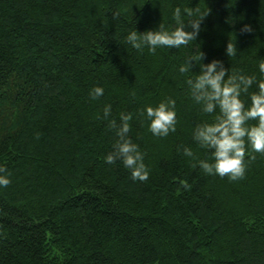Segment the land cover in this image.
Masks as SVG:
<instances>
[{
	"label": "trees",
	"instance_id": "1",
	"mask_svg": "<svg viewBox=\"0 0 264 264\" xmlns=\"http://www.w3.org/2000/svg\"><path fill=\"white\" fill-rule=\"evenodd\" d=\"M177 6L208 12L188 46L125 43L135 27L174 24ZM200 51L264 79V0H0V167L10 180L0 186V264H264V154L246 155L235 181L196 164L210 152L192 129L213 115L185 83L199 65L179 67ZM95 86L104 95L93 101ZM167 97L176 131L156 137L140 111ZM121 113L132 116L147 181L105 163Z\"/></svg>",
	"mask_w": 264,
	"mask_h": 264
},
{
	"label": "clouds",
	"instance_id": "2",
	"mask_svg": "<svg viewBox=\"0 0 264 264\" xmlns=\"http://www.w3.org/2000/svg\"><path fill=\"white\" fill-rule=\"evenodd\" d=\"M207 14L199 9L177 6L172 10L174 24L159 23L157 27L143 32L135 27L126 34L125 43L137 51L147 47L151 53H155L158 48L179 49L188 46L197 39L201 22ZM236 53V45L228 41L225 55L230 58ZM193 62L199 65V71L188 77L185 83L194 103L202 113L213 115V119L196 124L191 135L198 147L209 150L210 157L196 159L191 146L180 145L177 152H182L184 157L196 159L198 167L208 175L227 176L233 181L242 179L246 171V155L264 154V79L257 80L255 75H247L242 71L230 72L229 67L220 59L214 58L205 63L201 51L198 58L182 63L179 72H189ZM258 70L264 76V60L259 62ZM253 85L256 90L249 93ZM245 93L249 94L250 102L247 105L242 99ZM89 95L91 100H98L104 95V89L95 86ZM111 112V104H106L103 108L105 120H108ZM140 114L146 117L148 129L153 136L167 137L176 131L174 98L167 97L155 105H145ZM131 119V114L121 113L119 126L115 119L109 121L120 139L114 150L106 155L105 163L115 164L119 160L125 169L130 170L133 180L147 181L149 171L144 163V154L128 136ZM4 172L5 169L0 167V186L10 183Z\"/></svg>",
	"mask_w": 264,
	"mask_h": 264
}]
</instances>
